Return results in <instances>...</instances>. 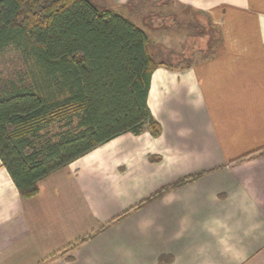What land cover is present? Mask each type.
I'll return each mask as SVG.
<instances>
[{"label": "crops", "instance_id": "1", "mask_svg": "<svg viewBox=\"0 0 264 264\" xmlns=\"http://www.w3.org/2000/svg\"><path fill=\"white\" fill-rule=\"evenodd\" d=\"M105 6L133 18L158 58L147 105L161 133H124L30 198L0 160V264H264V0ZM185 13L217 37L182 64L167 33Z\"/></svg>", "mask_w": 264, "mask_h": 264}, {"label": "trees", "instance_id": "2", "mask_svg": "<svg viewBox=\"0 0 264 264\" xmlns=\"http://www.w3.org/2000/svg\"><path fill=\"white\" fill-rule=\"evenodd\" d=\"M9 46L32 61L47 87L44 95L12 85L0 96V160L21 197L35 196L41 179L124 133L160 135L147 105L160 63L131 19L90 0H0V51ZM53 124L62 130L49 135Z\"/></svg>", "mask_w": 264, "mask_h": 264}, {"label": "rangeland", "instance_id": "3", "mask_svg": "<svg viewBox=\"0 0 264 264\" xmlns=\"http://www.w3.org/2000/svg\"><path fill=\"white\" fill-rule=\"evenodd\" d=\"M90 1L99 9H108L105 6L106 0ZM184 15V17L180 15V18H177L175 25L170 26L171 31L167 33L173 46L176 47L177 45L183 44L184 49H182L183 51H180V53H182L180 54L181 56H176L174 58V60H182V64H184L186 60L192 59L195 56H203V53L206 51V49H203V46L207 43L203 45L202 42L210 40L212 43L217 37L215 32H207L205 21L200 14L197 17H193V21H190L191 17L188 15L186 16V13ZM185 22H187V25L184 24ZM185 33L188 35L187 38L184 37V35H186ZM207 34H209V38ZM156 36L158 38V35ZM153 39H155L154 36ZM208 52L210 53V51ZM12 85H25L32 87L35 90H37V88L40 89L44 95L47 93V87L42 80V76L39 75V72L32 61L26 59L13 46H9L3 51H0V96H2L7 90H10ZM46 130L47 134L53 135L62 129L58 124H53ZM43 135H45V130H43Z\"/></svg>", "mask_w": 264, "mask_h": 264}]
</instances>
